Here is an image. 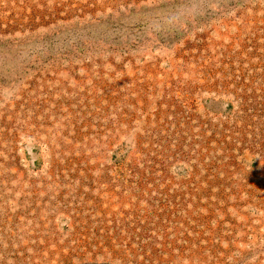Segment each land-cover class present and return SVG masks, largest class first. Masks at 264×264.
<instances>
[{
	"label": "rangeland",
	"instance_id": "374dc122",
	"mask_svg": "<svg viewBox=\"0 0 264 264\" xmlns=\"http://www.w3.org/2000/svg\"><path fill=\"white\" fill-rule=\"evenodd\" d=\"M0 264H264V0H0Z\"/></svg>",
	"mask_w": 264,
	"mask_h": 264
}]
</instances>
